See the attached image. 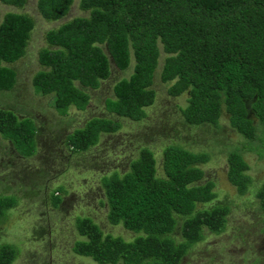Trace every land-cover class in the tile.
<instances>
[{
  "label": "trees",
  "instance_id": "trees-1",
  "mask_svg": "<svg viewBox=\"0 0 264 264\" xmlns=\"http://www.w3.org/2000/svg\"><path fill=\"white\" fill-rule=\"evenodd\" d=\"M25 1L0 0L15 8ZM72 1L36 0L35 6L43 20L55 21L67 14ZM78 7L86 15L44 32L38 69L30 79L34 92L52 96L60 116L70 107L84 110L89 101L84 88L96 89L109 76L110 63L124 70L132 57L131 72L114 82V97L103 105L118 119L138 122L154 101L150 86L162 52L159 79L169 83L166 94L186 93L180 108L184 124L216 128L221 112L227 114L240 139L224 152L226 179L237 195L247 192L249 166L243 155L262 157L264 152V0H79ZM32 28L26 13L0 16V91L14 85L9 64L25 54ZM120 128L114 118L93 116L72 129L62 145L71 153L86 151L101 134ZM0 136L22 156L34 150L33 121L25 117L20 122L8 109L0 110ZM209 157L204 149L168 143L161 149L163 174L158 175L153 151L139 146L126 169L114 167L100 177L107 223L120 225L132 238L103 233L92 218L78 215L79 237L71 251L96 264H180L204 230H224L231 208L213 202L217 194L211 180L199 182L204 174L199 164ZM57 191L48 194L53 207L61 201ZM251 191L264 223V180ZM12 203L11 197L0 198V216ZM17 253L13 245L0 243V264H13Z\"/></svg>",
  "mask_w": 264,
  "mask_h": 264
},
{
  "label": "rangeland",
  "instance_id": "rangeland-1",
  "mask_svg": "<svg viewBox=\"0 0 264 264\" xmlns=\"http://www.w3.org/2000/svg\"><path fill=\"white\" fill-rule=\"evenodd\" d=\"M35 1L26 0L20 8L0 2V16L6 11H16L26 13L33 20L25 54L9 64L15 71V83L9 91H0V109H8L18 118H33L39 147L31 157H18L11 144L0 136V198H13L4 218L0 216V243L17 249L13 264H96L71 251L73 241L79 237L75 229L78 215L92 218L103 233L131 239V232L107 223L100 177L114 167L120 172L126 169L128 160L141 145L153 151L156 173L162 175L161 149L171 142L181 143L192 151L204 149L210 153L208 161L199 164L204 171L199 182L211 180L217 194L213 202H225L231 207L224 230L218 234L204 230L203 238L183 256L180 264H264V223L256 197L251 194L264 180V152L262 157L255 152L244 153L250 189L237 195L226 179L224 152L240 139L239 135L230 127L224 112L216 128L189 127L182 122L180 108L186 103V93L175 97L166 94L169 83L159 79L162 52L150 86L155 92L154 101L145 108L144 119L138 122L118 119L103 105L106 98L114 97V82L131 72L132 57L124 70L110 63L109 76L96 89L84 88L89 95L84 110L70 107L66 115L56 114L52 96L34 92L30 82L38 69L37 51L44 45L47 29L86 12L79 9V0H73L65 16L45 21ZM93 116L114 118L121 122V128L101 134L97 144L86 151L71 153L62 145L65 136ZM56 187L61 190L57 191L61 201L53 207L48 194Z\"/></svg>",
  "mask_w": 264,
  "mask_h": 264
},
{
  "label": "clouds",
  "instance_id": "clouds-1",
  "mask_svg": "<svg viewBox=\"0 0 264 264\" xmlns=\"http://www.w3.org/2000/svg\"><path fill=\"white\" fill-rule=\"evenodd\" d=\"M13 87V86H12ZM10 90V89H9ZM9 90H6V91H9ZM1 110V109H0ZM15 116H16V118H17V120L19 121L20 120V122H21V120L22 119H24L25 118V116H22L21 118H18V116L16 115V114H14ZM27 118H30L31 120H33V118H31V117H27ZM36 125V124H35ZM37 129H36V127H35V136L36 137H34V140H36V139H38L37 138ZM3 139V138H2ZM10 143H11V141H10ZM12 144V143H11ZM13 146V145H12ZM14 148V147H13ZM15 150V149H14ZM16 151V150H15ZM17 152V151H16ZM34 152H35V148H34V150H33V152H32V154L31 155H29L30 157L32 156V155H34ZM19 156H22V155H20L19 154ZM29 156H22V158H25V157H29Z\"/></svg>",
  "mask_w": 264,
  "mask_h": 264
},
{
  "label": "crops",
  "instance_id": "crops-1",
  "mask_svg": "<svg viewBox=\"0 0 264 264\" xmlns=\"http://www.w3.org/2000/svg\"><path fill=\"white\" fill-rule=\"evenodd\" d=\"M4 140H6V141H8V142L10 143V140H9V139H4ZM37 140H38V139L35 140V146H36V147H35V152H36L37 149H39V147H37V146H38ZM10 144H11V143H10ZM11 146H12V144H11ZM12 149H13L14 153H15L18 157H22V156H19V154L14 150L13 146H12ZM35 152H34V154H35Z\"/></svg>",
  "mask_w": 264,
  "mask_h": 264
}]
</instances>
